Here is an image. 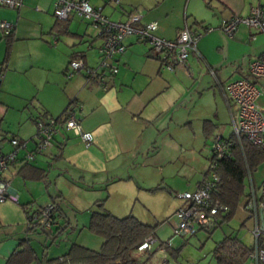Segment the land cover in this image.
<instances>
[{"label":"crops","instance_id":"0c3cea01","mask_svg":"<svg viewBox=\"0 0 264 264\" xmlns=\"http://www.w3.org/2000/svg\"><path fill=\"white\" fill-rule=\"evenodd\" d=\"M88 1L100 6L111 19H124L132 11H139L142 16L138 25L156 21L154 34L166 39L175 38L185 24L196 29L217 27L233 15H247L250 6L257 2L264 8V0H122L120 4L108 0ZM0 7V21L15 25L13 44L33 36L38 38V34L44 32L58 31L74 36L60 47L58 42L54 46L51 41L40 38L43 44L59 47L49 61L32 62V55L17 57L10 54L3 66L6 43L0 35L4 39V52L0 57V71L4 72L0 84V152L13 149L12 137L26 142L25 148L17 150V161L4 173L10 181L11 191L17 195V202H0V264H5L21 239H29L38 256V262L30 264H50L48 261L63 255L71 243L98 249L102 239L93 242L78 240L92 211L106 210L116 217L129 213L144 224L154 225L140 218L142 212H132L135 207L131 206L129 210V199L142 191L162 195L158 192L164 188L161 185L164 183L163 174L171 157L164 151L162 158L153 157L154 163L152 156L160 154L157 141L167 147L176 145L171 135L167 136L165 132L168 122L176 118V110L180 108L178 103L186 100L180 81L191 75V70L222 67L245 57L264 56V34L254 33L251 28L240 24L231 38L219 29L205 34L197 42L199 57L190 56L189 68L178 67L169 71L160 67L148 44L138 41L135 35H128L124 38L125 51L117 58L118 72L109 87L101 89L88 83L82 74L70 78L64 74L72 58L82 57L87 65H96L98 61L97 47L102 39L96 38L93 32L90 35L86 31L83 35L73 33L69 24L76 17L65 21L67 28L64 32L59 28L64 23L53 15L54 0H22L17 8L1 4ZM80 27L83 26H79L78 32ZM253 34L254 39L251 38ZM29 68L49 73L45 79L34 76L30 82L21 85V72ZM237 75L247 77V65ZM12 95L17 99L13 100ZM71 102L80 105L77 116L82 129L92 134L91 142L86 144L71 131H64V136L57 135L45 153L21 163L24 155L36 144V119L41 115L61 116ZM203 123L201 131L206 136ZM199 182L200 178L195 187ZM114 198L128 204L114 205ZM100 200L104 201L103 207L95 204ZM52 201L57 202L59 209V225L53 227L55 232L53 229L29 232L26 212ZM171 201L175 203L168 213L162 214L163 217L171 215L178 205L173 197ZM61 224H64L61 229L67 227L60 233L61 229L57 230V227ZM69 232L77 237L64 240L62 252L58 248L56 254L50 255L49 250L44 252L41 242L54 244ZM145 264L159 263L151 256Z\"/></svg>","mask_w":264,"mask_h":264},{"label":"built area","instance_id":"2783aa9c","mask_svg":"<svg viewBox=\"0 0 264 264\" xmlns=\"http://www.w3.org/2000/svg\"><path fill=\"white\" fill-rule=\"evenodd\" d=\"M122 0H108L110 3H120ZM1 5L20 7L22 0H0ZM53 15L57 20L65 21L76 17L89 22L97 30L96 38H101L97 47L98 61L96 65H87L82 57H75L68 61L65 76L72 77L82 74L88 83L106 89L118 72L117 58L125 51L124 38L135 35L138 41L149 45L154 57L161 68L173 71L175 68H189L190 56L199 57L197 42L205 34L219 29L226 36L233 37L240 24L251 28L254 33L264 34V8L259 2L250 6L247 15H233L223 20L217 27L204 26L200 29L185 24L175 38L166 39L154 34L157 29L156 21H149L138 25L141 18L139 11H132L126 18L111 19L103 13L100 6L90 4L88 0H54ZM14 23L0 21V33L8 35L13 31ZM255 38V34L251 36ZM58 38L52 36L51 44L56 45ZM247 77L231 80L226 85L227 99L233 103L235 113L232 115V138H224L217 134L213 138L209 166L202 179L192 192L179 194L182 203L175 209L171 218L173 235L186 238L199 229L210 230L215 226L218 213H225L226 208L216 201L213 196L221 176L218 174V162L222 158L231 156V145L234 140L245 138L251 143L264 149V58H252L247 67ZM3 73L0 72V83ZM79 104L71 105L64 114L62 121L53 117H41L36 120V144L32 150L24 155L21 163L32 161L37 155L45 153L54 144V139L61 132L71 131L79 136L86 144L92 140V134L82 129L77 111ZM10 143L14 146L7 153L0 152V202H17V195L10 189V181L4 176L8 167L17 161L18 148H25L26 142L12 137ZM248 189L244 185L243 208L247 219L253 221L251 234L254 246L248 254V259L254 264H264V181L256 189L252 176L249 175ZM58 204L55 201L39 206L34 211H27L26 223L28 228L38 231H48L59 225L56 215ZM213 221V222H212ZM209 223H212L211 227ZM156 242L154 235H149L138 246V250H145L152 255V245ZM172 247V242H160L158 252L164 258L160 264H167L165 252ZM55 264V263H52Z\"/></svg>","mask_w":264,"mask_h":264},{"label":"rangeland","instance_id":"374dc122","mask_svg":"<svg viewBox=\"0 0 264 264\" xmlns=\"http://www.w3.org/2000/svg\"><path fill=\"white\" fill-rule=\"evenodd\" d=\"M145 4H147V1ZM79 26H83L80 27V32L77 31ZM69 27L73 33L77 32V34L80 35H83V32L85 31L89 32V35L92 32L94 35L97 34V30L94 26L89 22L87 23V21H80L77 18L70 22ZM0 35H2V33H0ZM53 35L58 38L59 47L63 43L69 42V39L74 37L69 36L68 34H60L58 31H52L50 33L44 32L43 35L39 33V39L34 38L33 36L31 39H23L22 41L18 40L15 42L16 44H13L11 49V55L15 54L17 57H28L29 55H32V62H39L40 60L49 61L54 57V53L59 47L52 48L53 46L50 43H45V41V44H43L40 38L50 42ZM3 52L4 39L0 36V57ZM250 58L251 57L238 59L236 62H232L222 67L212 66L211 68H205L204 70L201 69L199 71L191 70L192 74H188L187 77L182 78L180 81L182 83L181 87H183L182 91L186 93V100L178 103L177 106L180 108L176 110V112L178 111L177 113L175 112L176 118L168 122L169 127L165 132V135H171L172 141H175L176 145L171 144L167 147L166 144H162L161 141L158 143L157 141V146L161 148V151L159 152V155L155 154L152 156V159L153 157L162 158V153L165 151V154H168L171 157L163 174L164 183L161 185H163L164 188L160 189V192H158L162 193V195L159 196V194H151L149 192L142 193V191L139 195L136 193L134 197L129 199L128 206L129 210L131 209V206L133 208L135 207L134 210H132L134 213L136 212L138 214L139 211L142 212L143 215H140L141 219L153 222L152 224L154 225L157 224L156 230L158 231L157 233L156 231L154 233L156 242L152 245L153 253L151 256L153 261H158L159 264L164 256L162 253L160 254L158 252V245L160 242H166L167 240L172 242V247H167V251L165 252V260H167V264H217L213 256V249L216 244L226 236L236 237L247 247L254 246V239L251 234L253 221L247 219V213L243 208V198L241 199L233 218L225 221L223 220L222 215H217L218 222L215 224L214 228H211L210 230L199 229L195 234L184 239L177 238L173 235V227L170 224V219L173 213L171 215H164V217L162 216V214H166V212L168 213L170 211V206L175 203L171 201L172 197L178 202V205L175 207L176 209L182 203V200L178 197L179 194H182L185 191L192 192L195 190L197 179H202L203 174L209 166L214 136L220 134L224 138L231 137L233 132L232 115L235 113V110L233 103L226 97L225 89L228 82L242 77L237 74L242 72L246 65L248 67ZM48 73L47 70L29 68L26 71L21 72L20 84L23 85L30 82V79L34 76L40 79H45L47 78ZM21 88H23V86L19 89ZM23 91H26V89L24 88ZM11 98L13 100L17 99L16 95H12ZM205 119L209 120L210 124L208 134L203 136L201 129L202 123L204 122L203 120ZM153 161L155 163L154 159ZM251 176L256 189H259L262 181H264V162L259 164L257 168L253 170ZM244 185L248 189V176L244 179ZM113 204L124 206V204L127 205L128 203L114 198ZM148 207L150 210H147ZM80 220L82 221V219ZM52 229L53 232H55V228ZM75 237H77V235L73 236V232H69L64 234L62 238L60 237L56 240L54 244H49L48 241L47 245H45L44 242H41L43 250L44 252L49 250L50 255L56 254L57 248L59 252H62L65 244L64 240L70 241ZM79 239L84 242H93L94 240L101 241L102 238L99 235L91 233L86 227L78 235V240ZM146 252L148 251L138 250L135 255L137 258H142V255H147ZM244 264H254V262L248 259Z\"/></svg>","mask_w":264,"mask_h":264},{"label":"trees","instance_id":"16d2710c","mask_svg":"<svg viewBox=\"0 0 264 264\" xmlns=\"http://www.w3.org/2000/svg\"><path fill=\"white\" fill-rule=\"evenodd\" d=\"M65 21H61L64 24L59 27L64 32L67 28ZM12 32L3 35L6 43L5 54L1 63L3 66L7 64L11 54L14 41ZM259 58H264V56ZM2 71L0 72L3 73ZM73 104V102L69 103L61 116L53 118L62 121L66 110ZM41 117L49 116L41 115L39 118ZM209 124V120H204L205 135L208 134ZM229 138H232V135ZM230 150L231 156L222 158L218 162L217 171L221 176V182L213 196L216 201L226 208L225 213H218V215H222L225 221L233 218L241 199L245 195L244 179L246 176L251 175L259 164L264 162V149L245 138H241L239 141L234 140ZM103 202V200H100L96 201L95 204L103 207ZM215 222H218L217 216ZM63 225L57 227V230L61 229ZM66 227L64 226L60 233L64 232ZM156 227L157 224H144L131 214L116 217L106 210L92 211L87 228L91 233L102 238L100 247L92 249L77 243H71L63 255L57 256L48 262L50 264H145L150 255H142V258H137L135 253L138 252V246L146 237L154 235ZM28 231L40 233V231L32 228H28ZM251 250L252 247L245 246L236 237L226 236L214 247L213 256L217 264H244L248 260V254ZM32 262H38V256L31 247L29 239H21L5 264H30Z\"/></svg>","mask_w":264,"mask_h":264},{"label":"water","instance_id":"95a60500","mask_svg":"<svg viewBox=\"0 0 264 264\" xmlns=\"http://www.w3.org/2000/svg\"><path fill=\"white\" fill-rule=\"evenodd\" d=\"M63 119H64V117H62V120H63ZM60 135H61L62 137L64 136L62 132L60 133Z\"/></svg>","mask_w":264,"mask_h":264}]
</instances>
